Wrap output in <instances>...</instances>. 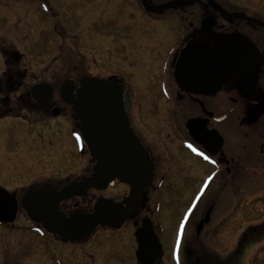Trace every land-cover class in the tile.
Masks as SVG:
<instances>
[{"label":"flooded vegetation","instance_id":"af4514ba","mask_svg":"<svg viewBox=\"0 0 264 264\" xmlns=\"http://www.w3.org/2000/svg\"><path fill=\"white\" fill-rule=\"evenodd\" d=\"M85 1L87 10L84 4L79 18L111 26L99 50L102 60L115 64L113 70L103 69L104 76L88 75L113 80L125 89L131 127L153 161L150 185L136 192L130 218L122 226L128 225L136 241V256L137 229L150 219L160 239L157 220L165 212L167 223L180 229L179 242L174 258L162 244L163 256L155 264H246V258L264 264V0ZM6 15L0 11L2 114L12 109L10 95L22 85L12 87L8 81L12 71L19 72V62L11 57L15 50L4 26L10 25ZM212 49L230 51L222 85ZM182 59V69L194 71L199 86L188 83L180 71ZM27 95L30 104L21 101L26 109L41 118L59 110L58 117H72L79 135L72 105L55 96L40 103L30 92ZM82 149L87 152L86 146ZM94 164L90 158L71 173L73 178L67 174L26 188L48 184L60 191L91 176ZM131 192L130 185L116 180L103 190L90 189L86 196L64 201L60 208L66 214L90 213L99 197L124 202ZM252 219L257 222L236 238V226ZM50 236L57 245L69 247H80L91 238L70 243ZM44 244L48 261L59 260ZM57 245L53 250L58 252ZM21 261L17 264L26 258ZM135 263L140 264L138 258Z\"/></svg>","mask_w":264,"mask_h":264},{"label":"rangeland","instance_id":"374dc122","mask_svg":"<svg viewBox=\"0 0 264 264\" xmlns=\"http://www.w3.org/2000/svg\"><path fill=\"white\" fill-rule=\"evenodd\" d=\"M84 4L87 10L85 0H73L72 4L65 0H0V11L10 21V25H4L9 28V43L23 52L17 73L18 78L24 77L21 88L10 95L13 113L22 117L0 119V187L16 191L19 196L31 183L62 179L67 174L71 178L72 172L90 161L88 149L83 151L74 132L72 117L64 114L41 118L20 105L30 104L27 94L34 84H51L55 97L60 99V86L66 79L86 74L104 76L103 69L115 68L114 62L101 59L99 50L101 37L110 32L111 26L80 19L79 10ZM112 29L115 31L114 24ZM4 66L0 58V76ZM256 222L242 221L236 226V238L244 227ZM157 223L167 256L174 258L180 229L169 224L173 222L167 223L165 212H161ZM40 229L23 209L13 226L0 225V264H17L25 258L24 264H49L44 242L59 257L50 264H136V241L128 225L99 229L80 247L57 245L55 238ZM56 245L58 252L53 250ZM61 251L71 256L65 257ZM247 263L261 264L252 258H246Z\"/></svg>","mask_w":264,"mask_h":264},{"label":"water","instance_id":"95a60500","mask_svg":"<svg viewBox=\"0 0 264 264\" xmlns=\"http://www.w3.org/2000/svg\"><path fill=\"white\" fill-rule=\"evenodd\" d=\"M210 54L218 60L219 85H222L229 73L230 51L212 49ZM11 57L21 61V55L17 52H13ZM181 61L180 71L187 82L199 86L195 72L184 71L183 59ZM31 93L36 101L45 103L53 99L54 88L48 83H40L33 86ZM60 96L65 103L73 105L76 127L95 163L93 174L81 182L68 183L60 191L44 184L36 190H28L21 200L0 187V225L14 223L22 207L49 234L81 243L100 225L115 229L123 226L130 218V207L135 205L136 192L149 187L154 166L148 149L135 136L131 127L129 95L115 81L86 75L80 79H68L60 89ZM53 114L58 115L59 110ZM116 180L132 188L130 197L124 202L99 197L90 213L66 214L60 209L63 201L86 196L92 188L103 190ZM136 239L140 264H155L162 258L163 246L150 219L144 220L143 226L137 229Z\"/></svg>","mask_w":264,"mask_h":264},{"label":"trees","instance_id":"16d2710c","mask_svg":"<svg viewBox=\"0 0 264 264\" xmlns=\"http://www.w3.org/2000/svg\"><path fill=\"white\" fill-rule=\"evenodd\" d=\"M18 74V75H17ZM19 77V73H17V72H13L12 71V73H11V77H8L7 79H8V81H10L11 82V84H12V87H14L15 85H17V83H18V85H19V83H21V79L22 78H18ZM22 103H20V105H21ZM11 106V105H10ZM26 106L25 105H23V108H25ZM13 111H14V107L11 109V110H7V112H5V113H3L2 114V112H0V118L1 117H3V116H6V115H11V116H15L16 114H14L13 113Z\"/></svg>","mask_w":264,"mask_h":264}]
</instances>
